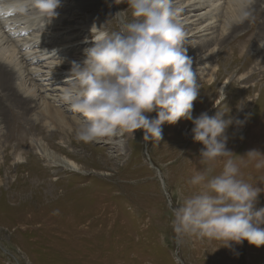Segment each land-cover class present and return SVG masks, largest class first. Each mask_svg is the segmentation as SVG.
<instances>
[{
	"label": "rangeland",
	"instance_id": "rangeland-1",
	"mask_svg": "<svg viewBox=\"0 0 264 264\" xmlns=\"http://www.w3.org/2000/svg\"><path fill=\"white\" fill-rule=\"evenodd\" d=\"M223 1L227 0L220 1L217 16L225 11L226 4ZM244 1L243 5L248 4V0ZM180 2L182 0H173L174 6ZM112 6L113 0H60L55 16L60 17V24L51 27H54L52 31L60 33L57 37L58 43L81 42L73 46L77 49L70 53L73 52L72 56L77 55V58L83 57L84 49L91 46L90 42L85 41L91 37L92 27L101 26L102 30L108 31L118 30L121 22L114 16ZM116 7L121 11L122 23L131 19V10L126 3L117 4ZM220 9L223 13H218ZM206 11V8L201 10L202 13ZM22 13V17L29 15L27 17L30 21V15L35 17L31 7L23 9ZM184 16L185 14H181V18ZM21 22L26 23V20L22 19ZM50 22H53V17L40 25L50 26ZM216 23L213 35H218L223 25L220 21ZM7 30L11 32V29ZM5 31L2 28L0 37ZM47 32L48 30H43L39 33L48 34ZM227 32L228 30L225 33ZM0 41V51H13V36L7 41L1 37ZM189 41H184L187 55L191 49ZM215 43L210 49L216 50L220 47V41ZM249 47L250 43L244 45L243 56ZM210 49L197 54L194 60L191 59L192 71L200 88L197 99L193 101V116H198L201 112L212 116L217 111L216 106L226 112L230 111L236 119L244 121L241 126L230 125L227 130V135L232 133L231 136L234 137V141L229 140L226 145L228 149L235 151L233 158L240 160V156L253 148L264 153V78L259 75L260 78L255 76L250 80H240L253 71L256 75L259 74L257 71L264 67V62L260 61L263 54L258 53L244 71L230 70L229 74L216 77V86L210 88L213 90L210 91L208 79L211 73L213 72L211 80H214L215 70L217 71L220 63L224 70L225 64V61H219L223 53L216 55L207 64H197V61L211 53ZM17 50L21 51L16 46V53ZM19 57L18 54L17 58ZM64 58L65 56L60 55L39 62L42 65L39 75H46L49 69L52 71L47 77L53 83L52 88L60 87L63 84L60 80L64 81L67 75L61 73L64 66L47 65L46 62H58ZM38 79L37 77L32 83L40 84ZM27 82L26 86L30 87V80ZM57 92L61 97L60 92ZM1 95L0 92V97ZM3 101L10 121L15 120L16 115L21 112L20 109L10 100ZM59 103L56 105L74 132L78 114L70 112L62 100ZM28 110V119L41 118L34 107ZM146 115L155 117L156 113L154 111ZM192 127L191 121L185 119H180L175 124L165 123L162 126V140L152 142H145L143 132L139 129L134 136L126 134L123 137L90 143L78 141L75 132L72 135L71 130L66 128L61 133L57 131L55 142L58 143L62 138L66 142L64 146L68 148L67 152L61 153L52 147L49 150L75 162L79 171L73 172L61 167V171L49 172L50 183L41 189L31 183L30 187L11 188L17 174L13 168L2 170L0 264H264V245L257 247L245 240L242 244H233L228 248L220 246L222 242L217 240L180 236L174 231L172 209L183 196L195 191L187 181L204 167L199 162V152L203 145L192 139ZM8 130L6 121L0 122V152L5 144L1 135ZM44 141L47 143L45 139ZM6 147V152L0 154V160L1 155L8 153L7 163L13 166L17 153H12V149ZM225 159L227 157L218 158L213 174L221 171ZM52 169L53 167L50 168ZM240 175L250 184L264 186V168L257 170L249 163L246 167H241ZM54 176L59 178L57 182L53 181ZM23 180L24 177L20 175L19 182ZM261 206H264V192L259 194L256 204L257 208Z\"/></svg>",
	"mask_w": 264,
	"mask_h": 264
},
{
	"label": "clouds",
	"instance_id": "clouds-1",
	"mask_svg": "<svg viewBox=\"0 0 264 264\" xmlns=\"http://www.w3.org/2000/svg\"><path fill=\"white\" fill-rule=\"evenodd\" d=\"M27 3L35 18L44 22L56 16L60 6V0ZM113 3H126L131 19L115 31L92 27L91 46L84 49L82 61L71 62L59 88L68 110L78 114L76 139L102 142L134 136L139 129L145 142L161 141L165 123L191 121L192 139L203 145L199 162L204 167L187 181L195 191L172 209L174 231L180 236L217 240L228 248L245 240L257 247L264 245V206L256 207L264 186L250 184L240 175L241 167L249 163L257 170L264 168V153L253 148L240 160L233 158L226 147L227 129L244 121L230 111L216 106L212 116L207 112L193 116V101L200 88L184 47L186 34L177 20L180 9L173 0ZM250 3L238 9L235 23L250 18ZM120 15L121 11L114 16ZM154 111L155 117L146 115ZM224 157L221 171L213 174L215 162Z\"/></svg>",
	"mask_w": 264,
	"mask_h": 264
},
{
	"label": "bare ground",
	"instance_id": "bare-ground-1",
	"mask_svg": "<svg viewBox=\"0 0 264 264\" xmlns=\"http://www.w3.org/2000/svg\"><path fill=\"white\" fill-rule=\"evenodd\" d=\"M220 1L221 0H182V2L177 3L178 5L175 6L180 9V15H178L180 17H177V20L182 25L186 34L185 40H190L191 49L188 52V56L191 59L194 60V58H197V54L199 55L200 52L212 48V45H214L217 40L218 42L220 41V47L216 50L210 49L212 51L209 55L204 56L203 59L196 62L197 64H207L208 61L212 60L216 55L223 53V57L219 61H225L224 70H222L220 66L222 63H220L217 71L215 70L214 80H211L213 72L211 73L208 79L209 89L216 86V77L223 76V74L226 75L227 73L229 74L230 70H235L234 72L246 70L247 66L258 53L263 54L260 61L264 62V0H254L250 3L249 11L251 16L243 23H235L234 19L238 9L244 6V0L223 1V3L225 2L226 4L225 11L223 13L221 8V11L218 13L223 14L217 16L216 12L219 10L218 7L220 8ZM114 5L117 6V4L113 3V6ZM27 7H30L27 0H0V32L2 28L6 30L1 37L6 39V41L10 39V36L14 37L13 51L8 53L0 51V57L4 58H0V92L2 93L0 97V122L6 121L9 126V130L1 135L5 142L4 146H2L3 151L1 149V152H6L4 149L7 146L6 148L10 147V149H12V153H17L14 157L15 162L13 166H9L7 163L9 159L8 153L1 155L0 173L2 170L7 171L13 168L17 175L14 182L10 185L11 188L21 186L30 187L29 183H31L37 189H41L42 187L45 188L48 182L50 183L48 178L49 172L61 171V167H64V169L67 168L69 171L78 172L79 167L67 157L59 156L53 150H49L50 147H52L58 152L66 153L68 149L64 146L66 142L63 141L62 138L60 140L57 139L59 140L58 143L55 142V137L57 138L58 134L57 131L61 133L66 129L69 131L71 130L72 135H74V132H72V127L65 122V116L62 114L59 106L56 105L62 100L60 95L57 94L60 87H51L53 83L49 82L47 79L52 73L50 69H47L49 73L46 72V75H39L41 72L40 68L42 67V65H39V62L42 59L63 55L65 56L63 60H59L58 62H46V64L52 66L62 65L65 69L63 71L62 69H56V71H62V74L68 75L71 62L81 61L83 57L77 58L75 57L77 55L72 56L73 52L70 53V51H76L77 48L73 46H77L81 42L76 44H72L73 41L58 43L59 39L57 37L60 36V33H55L56 31H52L54 27H51L60 24V17L57 18L54 16L53 22H50V26L46 24L40 25L41 22H44L43 20L37 19L36 21V18L31 15V21L27 17L29 15L22 17L23 9ZM60 8L62 9V7ZM205 8L207 11L202 13L201 10H205ZM115 9L114 7L113 12ZM181 14H185V16L181 18ZM22 19L26 20V23L21 22ZM258 19L260 20L258 21ZM217 21H220L223 25L221 32L218 35H213L214 29L217 27ZM10 25L15 26L11 27ZM7 29H11V32H7ZM43 30H48V34L39 33ZM227 30L228 32L225 33ZM205 36L210 37H206V39L201 38L198 41L195 40L196 38ZM90 38L91 37H88V42H90ZM249 43L251 47L248 48L247 53H245L246 55L243 56V47L245 44L248 45ZM215 45L217 44L215 43ZM223 45L225 46L221 48ZM16 46L21 51L24 50V52L21 53V51L17 50L16 53ZM70 48L72 50H69ZM62 52H64V54H62ZM18 54L20 55L19 59L17 58ZM225 55L227 56L224 58ZM67 57L71 58L69 59ZM243 59L244 61L242 62ZM253 72L244 75L240 80H250L252 77H259V75L261 78H264V67L257 71L259 73L258 75ZM54 73L56 72L54 71ZM37 77L41 85L32 83L33 80L35 82ZM29 80L31 86L27 87L26 83H28L27 81ZM43 80H45L44 83H42ZM64 81L60 80V82L63 83ZM15 84L16 86H14ZM48 90L53 92H47ZM210 91L213 90L210 89ZM3 100H10L11 103L15 104L20 109L21 112L19 115H16L18 119L16 118L10 121ZM30 103H34V105L31 106ZM31 107L37 110L41 118H35L34 120L27 118L28 109ZM75 124L76 123H74V126ZM30 135L32 136L31 138ZM34 135L35 138L33 137ZM231 135L228 136V141L230 140L233 142L234 137ZM36 136L39 137L36 138ZM44 139L47 143H45ZM33 148L36 152H33ZM70 152L72 153V151ZM54 153L57 156H55ZM233 153H235V151ZM51 167H53L52 170H50ZM20 175L24 177L23 182H19ZM52 179L56 182L59 180L57 176L52 177Z\"/></svg>",
	"mask_w": 264,
	"mask_h": 264
},
{
	"label": "water",
	"instance_id": "water-1",
	"mask_svg": "<svg viewBox=\"0 0 264 264\" xmlns=\"http://www.w3.org/2000/svg\"><path fill=\"white\" fill-rule=\"evenodd\" d=\"M116 8L115 10H114V14H116L117 12H119L118 11V9H117V7L114 5L113 6V8ZM118 19H119V21L122 23V19H121V17L119 16V17H117ZM151 164V163H150ZM157 174H158V178L160 179V181L162 182V179H161V176H160V174H159V172L157 171ZM1 250L5 253V250L3 249V248H1Z\"/></svg>",
	"mask_w": 264,
	"mask_h": 264
}]
</instances>
